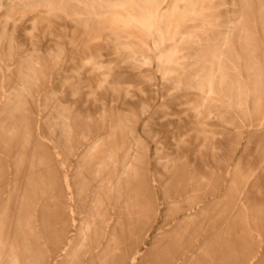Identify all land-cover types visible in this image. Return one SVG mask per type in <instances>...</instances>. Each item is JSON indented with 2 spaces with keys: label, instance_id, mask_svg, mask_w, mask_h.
<instances>
[{
  "label": "rangeland",
  "instance_id": "rangeland-1",
  "mask_svg": "<svg viewBox=\"0 0 264 264\" xmlns=\"http://www.w3.org/2000/svg\"><path fill=\"white\" fill-rule=\"evenodd\" d=\"M81 1L94 3V13L78 0H0L13 6L6 34L0 25V52L10 43L13 53L5 82V64L0 72L2 264H15L11 249L18 264H66L82 243L84 224L93 221L95 194L108 189H116V206L110 208L104 198L106 205L95 228L98 233H91L81 252L84 264L109 242L115 249L119 243L134 244L144 237L137 264L156 237L166 243L182 224L187 238H192V249L185 257L173 253L175 264L186 257L191 258L189 264H264V86L247 100L241 96L245 104L239 108L227 103L210 106L206 136L199 135L191 105L183 104L196 101V92L178 88L175 79L163 81L156 55L149 72L147 67L124 64L115 53L127 34L120 27H110L107 20L111 13L125 16L126 10L100 7L96 0ZM182 1L171 9V21L186 11ZM50 2L56 9L47 8ZM199 4L210 25L195 16L187 30L206 31L205 75L229 32L226 49L249 52L255 76L264 83V0H199ZM2 14L0 21H7ZM115 35L123 37L119 43ZM167 35L163 51L172 47L171 33ZM189 47L195 50L198 45ZM91 54L105 69H113V82L121 91L130 88L135 97L126 98L121 92L113 98L108 89L97 90V76L88 72L90 66L83 61ZM225 65L230 67L229 62ZM229 79L239 76L229 71ZM17 91L20 94L10 107L4 106L7 94ZM224 95L231 98V91L226 89ZM112 112L131 117L132 127L149 148L141 181L126 188L114 187V168L99 174L98 162L105 156L101 159L91 152L95 129L102 133L107 129L99 118ZM147 122L149 129H145ZM158 147L169 154V160L157 166ZM127 194L141 197L138 204L142 197H153L156 216L153 210L127 209L123 197ZM196 235L199 243L194 242Z\"/></svg>",
  "mask_w": 264,
  "mask_h": 264
},
{
  "label": "bare ground",
  "instance_id": "bare-ground-1",
  "mask_svg": "<svg viewBox=\"0 0 264 264\" xmlns=\"http://www.w3.org/2000/svg\"><path fill=\"white\" fill-rule=\"evenodd\" d=\"M167 1L168 0H137L133 3V0H117L116 2L110 0H96L95 5H100V7L106 9L121 8L126 10L125 16L119 13H111L107 20V24L110 27H120L127 34L124 36L127 41L117 44L115 49V53L122 58L124 64L131 65L134 69L147 67L149 72H151L153 70V57L156 55L158 71L162 73L163 81L167 82L170 79H175L178 88L196 92V101L185 102L183 104L191 105V111L194 113V118L200 129L198 134L206 136V132L204 131L205 120L207 119L206 114H211V112L207 111L210 106H221L227 103L229 106L239 108L241 105L245 104V102L241 101L239 98L243 96L246 97L245 100H247V98L254 95L260 87L264 86V83L263 80L255 76L256 74L251 64L252 61L249 52L243 48H240L238 51H229V49H226V47H229V32L225 33L223 46L213 54V60L210 63L211 67L208 70L209 75H205L206 64L208 63V56L203 50V44L208 41L205 36L206 31L204 29H198L196 31L187 30V26L194 21L193 17L195 16L202 17V24L210 25L209 21H205L204 14L201 13L199 0H183L181 6L185 5L186 11L180 12L178 19L174 21H171V9L178 5L179 0H173L168 9L164 10ZM78 3L82 4L89 13H94L96 10V7L93 5L94 3L91 4L81 0H78ZM47 8L56 9L52 2L48 4ZM12 11L13 6L11 4L6 5L0 2V12H3L2 17L7 20L4 22L0 21V25H2L5 34L7 33V26ZM104 14L107 15L106 12L103 13V15ZM78 15H80V13H76V16ZM169 33H171L170 44L172 47L163 51L162 46ZM122 38L123 37L115 35V41L117 43H119ZM2 40L3 38L0 37V46L2 45ZM191 44L198 45V47L195 50L190 49L189 45ZM10 47V43H8V45L4 47L3 52H0V72L2 71L1 65H6V70L2 73L4 74L3 82H5V78L8 79L10 76L9 62L13 57ZM165 53L166 58L164 57ZM225 60L230 63V67L225 65ZM83 61H85L86 65L90 66L88 72L97 76V90L108 89L113 98L121 96V92H123L122 95L126 98L135 97L130 88H125L121 91V88L113 82V69H105L103 63L98 61L96 56L91 54L84 58ZM229 71L236 73L239 79L230 80ZM226 89L231 91V98H225L224 91ZM138 90L140 93H143L141 88ZM17 94H20V91H17L15 94L9 92L7 94L8 96L5 97V100H9L5 102L4 106L8 105L10 107L11 100L13 97H17ZM114 101L113 99L112 103ZM242 102L244 103L242 104ZM140 106L141 112L145 114L147 110L144 102H142ZM99 120L107 125V129L103 133L100 132L98 127L95 129V134L91 143L92 153L96 152L101 159L102 155L105 156V160L98 162L100 169L99 174L101 175L102 171L104 172L108 167L114 168V174L117 179V183L114 187L117 189L121 187H130L134 183L141 181L143 177V165L148 163L149 148L143 143L142 136L138 130L134 128V126L132 127L133 119L131 117H121L119 114L112 112L109 115L106 114L104 118L101 116ZM149 127L150 122H147L145 129H149ZM100 133H102L101 136L98 135ZM147 135L150 136V133L147 132ZM82 137L85 139L87 138L85 134H82ZM177 145L179 146V143ZM120 155L124 156L122 160L119 158ZM130 156H132V159L128 161ZM164 159L169 160V154L164 153L162 148L158 147L156 155L157 166L160 165L161 161ZM167 162L164 167L165 171L168 170ZM80 174H82V171H80ZM189 180L192 184L193 179ZM68 187L69 186H67V188ZM124 190L129 192V189ZM115 191L116 189H108L105 191L106 193L99 192L95 194L92 200L95 209V213L92 215L93 221L84 224L81 229L82 243L76 249L75 257H71L66 264H75V259L76 264H84L80 260L81 252L82 250H86L90 235L96 228L97 219L103 214L104 206L106 205L103 200L106 197L109 203L108 206L114 209L117 202V198H115L114 194ZM165 191H167V189ZM83 193L84 190L81 191V195ZM123 197L125 198V207L127 209L141 208L146 211L153 210V215L156 216V203L150 195L145 199L142 197V203L140 204L138 203L141 197L138 198L137 194H133V196L127 194ZM71 212L72 211L69 210L70 215ZM185 227V224L180 225L172 238L167 240L166 243L161 242L160 238L156 237L153 241L152 248L142 256L137 264H175L176 257H171L173 253L185 257L192 249V238H187L188 231ZM4 231V222H0V264L3 262L2 248L4 246ZM95 233H98L97 229ZM143 242L144 237H141L138 238L137 242L134 244L126 242L120 245L121 243H119L115 249H111V244L109 242L108 246L95 256L89 264H135L137 262L138 248ZM194 242H200L199 235L195 236ZM202 249L200 245L198 250L201 251ZM10 257L12 259L11 261L18 264L14 249H11ZM190 262H192L191 258L186 257L181 264H189Z\"/></svg>",
  "mask_w": 264,
  "mask_h": 264
}]
</instances>
